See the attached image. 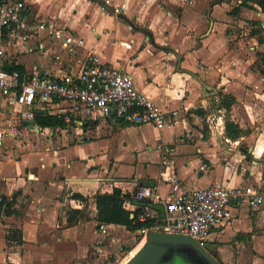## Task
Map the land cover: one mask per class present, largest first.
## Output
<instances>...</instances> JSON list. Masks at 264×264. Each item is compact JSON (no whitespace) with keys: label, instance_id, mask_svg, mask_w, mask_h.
I'll return each mask as SVG.
<instances>
[{"label":"crops","instance_id":"1","mask_svg":"<svg viewBox=\"0 0 264 264\" xmlns=\"http://www.w3.org/2000/svg\"><path fill=\"white\" fill-rule=\"evenodd\" d=\"M22 1L31 18L83 44L68 48L42 32L8 48L4 67L61 80L97 56L130 75L172 124L158 130L82 114L67 124L71 106L53 99L36 112L61 118L64 127L30 126L0 97V131L13 125L18 132L0 140V264H114L110 248L119 242L124 259L117 264H126L145 240L140 230L97 221L96 196L114 189L130 195L122 203L130 219L139 212L140 184L152 182L144 188L165 197L169 176L187 190L220 183L264 194V38L241 18L264 35L257 0ZM222 96L233 99L228 110ZM229 211L210 232V251L220 264H264V207L233 202Z\"/></svg>","mask_w":264,"mask_h":264},{"label":"built area","instance_id":"2","mask_svg":"<svg viewBox=\"0 0 264 264\" xmlns=\"http://www.w3.org/2000/svg\"><path fill=\"white\" fill-rule=\"evenodd\" d=\"M42 32L68 48L83 44L69 32L31 18L24 1L0 0V97L17 120L33 121L37 110H44L46 104L57 99L71 106L65 117L67 124L80 114L85 118L114 117L129 124H149L158 130L172 124L156 104L136 90L130 75L102 64L97 56H90L73 78L54 80L37 69L27 74L7 72L2 59L8 48L26 44ZM5 133L11 137L18 134L16 127L9 125L7 132L0 131V140ZM166 181L170 190L165 197L144 187L135 194L139 204L137 221L152 223L139 232L144 240L149 231H160L187 236L204 247L210 232L230 219L231 203L254 210L264 207V194L251 186L229 188L213 183L203 189L187 190L171 176ZM154 206L164 208L163 223L156 222L158 213ZM98 229L106 234L104 224Z\"/></svg>","mask_w":264,"mask_h":264},{"label":"water","instance_id":"3","mask_svg":"<svg viewBox=\"0 0 264 264\" xmlns=\"http://www.w3.org/2000/svg\"><path fill=\"white\" fill-rule=\"evenodd\" d=\"M27 124L33 126V121H28ZM140 186L152 187L153 183L144 182ZM154 208L164 218V208L162 206H154ZM176 250L184 251L187 253V256L194 259L198 258L205 264H220L208 252L207 245L201 247L187 236L160 231H149L146 235L145 242L129 258L126 264H159L166 256L171 258Z\"/></svg>","mask_w":264,"mask_h":264},{"label":"trees","instance_id":"4","mask_svg":"<svg viewBox=\"0 0 264 264\" xmlns=\"http://www.w3.org/2000/svg\"><path fill=\"white\" fill-rule=\"evenodd\" d=\"M255 4L259 7L260 11L264 13V0H257ZM262 60L264 61V54H262ZM4 69L7 72L17 71L23 73V69L20 66H5ZM220 99L221 106L227 110L233 104V99L230 97L222 96ZM34 120L40 127L56 128L64 127L65 125L61 118H58L54 115H49L46 112H36ZM234 131L237 135H239V131ZM73 197L78 198L79 196L74 195ZM129 198L130 195H122L118 189H114L113 192L108 195L104 194L96 196V205L98 210L97 221L99 223L122 225L132 231L151 227V222H138L136 213H134L133 219L129 218L130 213L122 208L123 201Z\"/></svg>","mask_w":264,"mask_h":264},{"label":"rangeland","instance_id":"5","mask_svg":"<svg viewBox=\"0 0 264 264\" xmlns=\"http://www.w3.org/2000/svg\"><path fill=\"white\" fill-rule=\"evenodd\" d=\"M254 1H256V0H254ZM243 20H244V23L245 24H242V26L243 27H250V23H254L253 25H256V23L255 22H253V21H249V20H246L244 17H241ZM253 25H252V28H249V30H250V32H254V33H251V35H253L255 38H257V39H261V42L263 43V38H264V35H262V32H263V29H261V30H257V31H255L256 30V28H253ZM244 31V30H243ZM238 35L239 36H244V35H242V34H239V32H238ZM246 41L247 40H243V44H244V47L245 48H247L248 49V47H249V44L248 43H246ZM263 61V60H262ZM118 246H116V247H111L110 248V252H111V254H112V256L114 255L115 256V259L113 260V262L112 263H114V264H117L118 262H120V261H122V259H124V256H120V257H118L119 256V249H122V248H124V245H123V247L121 246V242H119V243H116ZM120 246L122 247V248H120ZM121 252V251H120ZM116 254V255H115ZM121 259V260H120Z\"/></svg>","mask_w":264,"mask_h":264},{"label":"flooded vegetation","instance_id":"6","mask_svg":"<svg viewBox=\"0 0 264 264\" xmlns=\"http://www.w3.org/2000/svg\"><path fill=\"white\" fill-rule=\"evenodd\" d=\"M208 252H210V254L214 256V254L210 251L209 247H208ZM172 257L170 258L169 256H166L165 258H163L162 261H160L159 264H205L203 261H201L198 258L194 259L191 258L190 256H187V253H185L184 251L176 250L173 253ZM214 258L219 262L216 256H214Z\"/></svg>","mask_w":264,"mask_h":264}]
</instances>
